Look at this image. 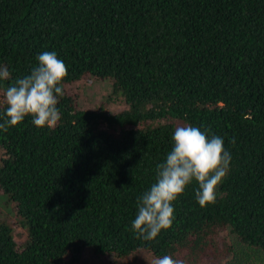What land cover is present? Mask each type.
I'll use <instances>...</instances> for the list:
<instances>
[{"label":"trees","instance_id":"16d2710c","mask_svg":"<svg viewBox=\"0 0 264 264\" xmlns=\"http://www.w3.org/2000/svg\"><path fill=\"white\" fill-rule=\"evenodd\" d=\"M45 51L68 69L61 119L0 131V191L15 216L0 218V264L137 250L183 264H246L249 251L264 260V0H0V66L11 74L0 94ZM85 76L111 80L126 107H79L64 86ZM185 125L223 138L228 174L215 203L198 204L194 180L171 227L137 238V200Z\"/></svg>","mask_w":264,"mask_h":264},{"label":"clouds","instance_id":"9594fccd","mask_svg":"<svg viewBox=\"0 0 264 264\" xmlns=\"http://www.w3.org/2000/svg\"><path fill=\"white\" fill-rule=\"evenodd\" d=\"M38 65L31 73L17 78L0 94V131L18 126L27 117L37 128H54L61 119L57 107L64 92L62 81L68 74L63 60L55 51H45L38 57ZM7 67L0 66V81L10 79ZM172 149L165 161L156 167V181L150 190L137 200V214L131 228L137 238L154 240L162 230L171 227L174 220L173 202L194 180L195 192L201 207L217 199V187L230 169L231 154L218 135L209 137L198 127L177 126L172 136ZM153 264H183L169 255L157 257Z\"/></svg>","mask_w":264,"mask_h":264},{"label":"rangeland","instance_id":"374dc122","mask_svg":"<svg viewBox=\"0 0 264 264\" xmlns=\"http://www.w3.org/2000/svg\"><path fill=\"white\" fill-rule=\"evenodd\" d=\"M64 87L76 95L77 105L81 108H94L103 103L107 111L117 112L126 107L121 95L112 93V82L107 78L85 76L76 82L66 84ZM14 217V208L11 202L0 191V218L8 219L13 224L15 221ZM223 234L229 243H233L234 239L228 231H224ZM15 238L20 243L24 238L23 231L16 229ZM83 256L84 259L80 264H153L156 259L150 252L143 250H137L125 258L111 256L93 257L88 253ZM232 256L233 254L225 259L232 258ZM241 262L246 264H264L263 259L253 255L250 251L249 254L243 255Z\"/></svg>","mask_w":264,"mask_h":264}]
</instances>
